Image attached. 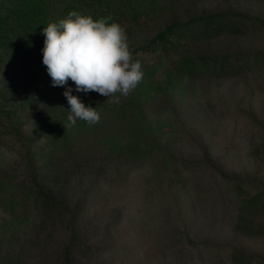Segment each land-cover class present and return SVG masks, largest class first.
<instances>
[{"label": "rangeland", "instance_id": "rangeland-1", "mask_svg": "<svg viewBox=\"0 0 264 264\" xmlns=\"http://www.w3.org/2000/svg\"><path fill=\"white\" fill-rule=\"evenodd\" d=\"M171 1L182 19L233 10L264 21V0ZM141 30H126L131 51ZM203 51L252 58L223 78L192 79L171 77L170 58L139 52L142 83L120 110L97 109L95 125L77 120L70 152L56 157L65 137L55 126L68 123L70 106L63 94L46 96L37 66L27 70L39 114L0 117V169L10 180H0V264H235L237 252L239 264H264V31L250 24ZM19 130L34 143L50 209L22 202L13 186L30 180ZM257 193L259 209L244 214L252 231L242 232V202Z\"/></svg>", "mask_w": 264, "mask_h": 264}, {"label": "trees", "instance_id": "trees-1", "mask_svg": "<svg viewBox=\"0 0 264 264\" xmlns=\"http://www.w3.org/2000/svg\"><path fill=\"white\" fill-rule=\"evenodd\" d=\"M179 9L171 0H0V117L4 116L12 123L15 117H19L18 111L26 112V115H38V94H33L32 90L45 82L48 87L46 96L50 100H53L57 93L59 98L67 87H71L72 95L79 97L82 103L94 101L87 103L90 107L98 110L103 108L120 110L118 105L107 103L108 98L96 92L75 91V84L72 81L65 87L52 86L51 77L43 64L42 49L45 40L43 29L50 22L66 18L71 11L91 15L94 19L111 17L109 23L117 22L126 30L135 26L145 30L144 39H141L131 51L132 56L139 52H152L158 53L161 59L163 56L170 58L172 64L168 74L171 77L220 79L252 58V55L242 53L208 56L204 54L203 48L225 34L243 33L250 24L259 26L264 31L263 20L233 10L204 12L182 19L179 16ZM160 11H163L161 18L158 15ZM34 66H37L34 72L44 79L38 86L34 82L29 83L31 80L27 74V70ZM22 90L26 95H23ZM19 92L24 99L15 102L14 99L20 95ZM28 107L31 110H28ZM57 125H59L55 126L57 131L60 133L62 131L65 138L57 144L58 146L56 145L58 152H54V157L70 152V142L67 138L69 128L66 129L63 123ZM58 132H53V135L60 134ZM28 135L21 130L17 133L20 153L27 162L29 184L13 186L20 189L21 201V197L33 198L44 211L55 205L56 200L40 180L36 152L33 151L34 143L32 144ZM0 175L4 176L0 178L2 182L9 178L2 169ZM9 181L8 179L7 183ZM258 198L259 193L243 200V209L237 222V229L240 231L251 233V226L246 223L244 214L252 211L251 215H254L259 209ZM241 255L239 252L234 254L235 264H239L237 258L238 256L241 258Z\"/></svg>", "mask_w": 264, "mask_h": 264}, {"label": "clouds", "instance_id": "clouds-1", "mask_svg": "<svg viewBox=\"0 0 264 264\" xmlns=\"http://www.w3.org/2000/svg\"><path fill=\"white\" fill-rule=\"evenodd\" d=\"M111 17L94 19L76 11L43 29L45 37L43 64L53 87H65L69 81L75 91L96 92L107 97V103L119 104L143 81L141 62L134 59L126 29ZM67 87L63 95L70 106L66 129L83 120L89 125L100 121L97 108L85 106Z\"/></svg>", "mask_w": 264, "mask_h": 264}]
</instances>
